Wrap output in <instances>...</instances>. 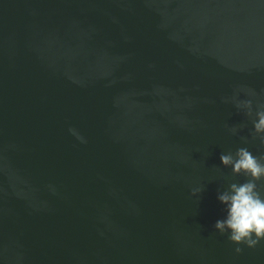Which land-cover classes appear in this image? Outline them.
<instances>
[{
  "label": "water",
  "instance_id": "water-1",
  "mask_svg": "<svg viewBox=\"0 0 264 264\" xmlns=\"http://www.w3.org/2000/svg\"><path fill=\"white\" fill-rule=\"evenodd\" d=\"M260 103L264 0H0V264H264L214 227Z\"/></svg>",
  "mask_w": 264,
  "mask_h": 264
},
{
  "label": "clouds",
  "instance_id": "clouds-1",
  "mask_svg": "<svg viewBox=\"0 0 264 264\" xmlns=\"http://www.w3.org/2000/svg\"><path fill=\"white\" fill-rule=\"evenodd\" d=\"M237 106L245 107L247 115H253L251 100L238 102ZM255 115L258 120L253 121V139L258 136L264 143V103L257 106ZM236 130L232 129L233 132ZM220 159L224 166L232 167L235 175L242 174L248 179L243 183L233 182L229 190L218 194V199L226 206L227 215L226 219L217 220L214 227L221 234L230 230L228 239L236 244L255 247L264 239V195L261 194L264 190V156H256L248 148L240 147L235 155L222 153ZM202 191L203 188L193 189L192 195ZM236 251L241 252L242 248L237 247Z\"/></svg>",
  "mask_w": 264,
  "mask_h": 264
}]
</instances>
